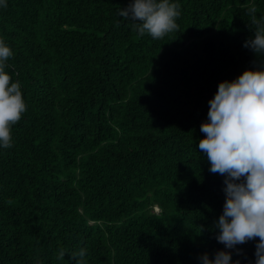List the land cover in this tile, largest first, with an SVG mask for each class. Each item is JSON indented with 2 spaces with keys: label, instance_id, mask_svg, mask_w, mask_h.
Masks as SVG:
<instances>
[{
  "label": "trees",
  "instance_id": "16d2710c",
  "mask_svg": "<svg viewBox=\"0 0 264 264\" xmlns=\"http://www.w3.org/2000/svg\"><path fill=\"white\" fill-rule=\"evenodd\" d=\"M132 2L0 7L27 105L0 147V264H76L61 248L86 249L87 264H202L219 251L255 264L259 238L232 250L215 238L225 177L199 142L219 84L264 67L244 47L247 8L259 18L264 0H173L179 30L163 39L118 16Z\"/></svg>",
  "mask_w": 264,
  "mask_h": 264
},
{
  "label": "clouds",
  "instance_id": "9594fccd",
  "mask_svg": "<svg viewBox=\"0 0 264 264\" xmlns=\"http://www.w3.org/2000/svg\"><path fill=\"white\" fill-rule=\"evenodd\" d=\"M0 7L6 8L7 0H0ZM180 8L173 0H133L118 11V16L131 21L133 31L140 36L163 39L179 30ZM257 11L255 5L247 8L254 35L244 47L264 58V15L258 18ZM13 55L0 38V147L4 149L13 147V126L27 111L19 81L12 82L6 71ZM209 105L208 122L200 128L206 138L200 140L199 150L206 154L210 172L225 177L226 195L223 214L215 224L219 230L215 238L229 250L259 238L255 264H264V67L220 83ZM66 254L76 264H87L84 248L71 253L61 248L56 259L63 261ZM200 259L202 264H232V252L219 251L214 258L205 253Z\"/></svg>",
  "mask_w": 264,
  "mask_h": 264
},
{
  "label": "rangeland",
  "instance_id": "374dc122",
  "mask_svg": "<svg viewBox=\"0 0 264 264\" xmlns=\"http://www.w3.org/2000/svg\"><path fill=\"white\" fill-rule=\"evenodd\" d=\"M159 208L158 207H154V209H153V211L155 212V213H158L159 212Z\"/></svg>",
  "mask_w": 264,
  "mask_h": 264
}]
</instances>
